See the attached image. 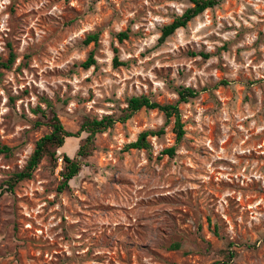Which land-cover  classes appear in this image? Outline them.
Listing matches in <instances>:
<instances>
[{"label": "rangeland", "instance_id": "374dc122", "mask_svg": "<svg viewBox=\"0 0 264 264\" xmlns=\"http://www.w3.org/2000/svg\"><path fill=\"white\" fill-rule=\"evenodd\" d=\"M191 6L0 0V264H264V0H223L160 44ZM183 87L198 96L179 103L180 143L174 118L143 109L96 136L63 191L62 158L8 188L51 132L49 103L76 133L133 96L176 104ZM144 131L159 133L151 151L127 150Z\"/></svg>", "mask_w": 264, "mask_h": 264}, {"label": "trees", "instance_id": "16d2710c", "mask_svg": "<svg viewBox=\"0 0 264 264\" xmlns=\"http://www.w3.org/2000/svg\"><path fill=\"white\" fill-rule=\"evenodd\" d=\"M223 0H191L192 6L185 10L181 16H177L170 23L165 25L161 29V35L159 38V43L164 44L171 36H173L179 29L187 27V25L193 21L195 18L203 14L206 10L212 9L218 6ZM120 40L126 39L128 37L127 33L122 32L118 36ZM98 34H92L86 39V44L92 42H98ZM15 56L11 54V59L8 64H1L2 67L8 68L14 62ZM115 65H121L118 62L117 56L115 57ZM96 60L93 53H91L88 59L82 64L85 69H90L96 65ZM179 100L176 104H160L150 99L146 95L133 96L127 101V107L120 110L119 114H111L99 118L87 117L80 125L78 132L73 133L67 131L59 116L52 107L51 103L48 104L51 117L49 119L48 125L51 127V132L43 136L37 141L36 146L32 154L30 155L25 168L14 174L12 179L8 182V188L13 190L14 187L22 181L31 179L35 170L43 162L45 158L50 159L53 162L54 167L58 165V159L62 158L63 168L60 172L63 182L59 187V191H63L65 188L69 187L70 181L76 178L81 170L83 163L82 161L94 154L95 151V141L96 136L101 133L107 132L112 129L117 123H126L135 114L143 109L146 110H159L161 111L167 119L174 118V132L176 134V141L180 143L186 134L184 129L185 124L182 120V114L179 109V103H188L191 99L198 96L197 90L191 87H183L178 90ZM35 114L45 115V111L38 107L34 110ZM82 134L86 136L82 139L81 144L76 149V155L71 156L67 152L59 154L60 150L67 145V139L80 138ZM159 133L153 131L142 132L136 141L129 143L126 146L127 150H145L151 151V144L148 140L150 136H156ZM11 151L8 147H3L0 151L9 152ZM75 153V152H74ZM176 153V148L171 147L164 150L163 155H168L173 157ZM179 245L173 246V249H179ZM230 255H233L231 253ZM232 257V256H230Z\"/></svg>", "mask_w": 264, "mask_h": 264}]
</instances>
